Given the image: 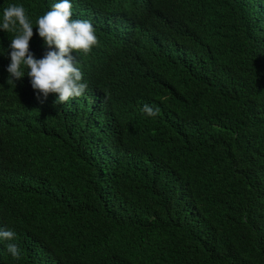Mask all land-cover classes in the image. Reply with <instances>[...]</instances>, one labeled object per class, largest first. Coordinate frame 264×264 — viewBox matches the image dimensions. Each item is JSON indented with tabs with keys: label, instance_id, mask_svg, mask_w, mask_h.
I'll return each mask as SVG.
<instances>
[{
	"label": "trees",
	"instance_id": "16d2710c",
	"mask_svg": "<svg viewBox=\"0 0 264 264\" xmlns=\"http://www.w3.org/2000/svg\"><path fill=\"white\" fill-rule=\"evenodd\" d=\"M58 2L0 21L22 5L39 59ZM70 3L99 41L72 53L82 97L9 77L0 29V264H264V0Z\"/></svg>",
	"mask_w": 264,
	"mask_h": 264
},
{
	"label": "clouds",
	"instance_id": "9594fccd",
	"mask_svg": "<svg viewBox=\"0 0 264 264\" xmlns=\"http://www.w3.org/2000/svg\"><path fill=\"white\" fill-rule=\"evenodd\" d=\"M70 0H60L52 5L51 10L37 19L38 35L43 38L46 51L42 58L37 59L30 51V39L33 26L22 5L12 4L3 10L0 29L5 32L17 33L9 45L11 62L7 67L9 77L14 81L27 74L31 86L46 99L49 94H58L55 104H63L73 98L82 97L87 84L82 82L83 73L76 66V53L89 54L99 41L92 23L88 20L72 18ZM119 48H127V43L117 42ZM22 66L27 72L22 71ZM142 111L149 116L158 115L159 110L145 104ZM0 141V165L6 161H15V155L2 156ZM15 232L0 229V240L13 241ZM7 251L14 259H19L21 251L17 244L8 243Z\"/></svg>",
	"mask_w": 264,
	"mask_h": 264
}]
</instances>
